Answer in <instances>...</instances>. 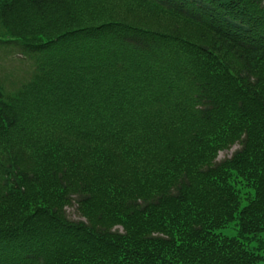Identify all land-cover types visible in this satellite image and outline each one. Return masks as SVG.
I'll use <instances>...</instances> for the list:
<instances>
[{"label":"trees","instance_id":"obj_1","mask_svg":"<svg viewBox=\"0 0 264 264\" xmlns=\"http://www.w3.org/2000/svg\"><path fill=\"white\" fill-rule=\"evenodd\" d=\"M0 45V264H261L264 0H0Z\"/></svg>","mask_w":264,"mask_h":264},{"label":"rangeland","instance_id":"obj_2","mask_svg":"<svg viewBox=\"0 0 264 264\" xmlns=\"http://www.w3.org/2000/svg\"><path fill=\"white\" fill-rule=\"evenodd\" d=\"M30 68H31V65L29 63V60L20 54L18 48L16 47L14 48L13 46L11 48V47H5V46L0 45V77L1 78H8L9 75H13L12 78L15 77L13 81L20 82V79H21L20 77L24 78L27 75V73H29ZM238 148H239V145L236 144L232 148L227 149V150L219 149L216 160L222 161L225 158L231 157L232 154ZM246 190H248V188L246 187L243 188V192ZM242 197H244L243 194H242ZM242 201L244 203L245 199L243 198ZM67 214L69 218L73 220L83 219L77 210L76 204L67 207ZM221 231L224 234H227L230 236L237 235V232H238L237 226H235L233 223H231L227 227L222 228ZM262 237L264 239V232H263ZM259 243L260 242L258 240L254 241L252 246L258 245ZM260 251H262V254L264 255V248L263 250H260ZM261 264H264V260L261 261Z\"/></svg>","mask_w":264,"mask_h":264}]
</instances>
